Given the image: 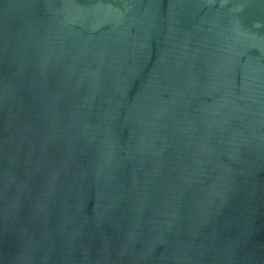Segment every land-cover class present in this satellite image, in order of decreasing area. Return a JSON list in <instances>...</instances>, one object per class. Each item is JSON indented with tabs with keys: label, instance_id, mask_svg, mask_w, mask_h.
<instances>
[{
	"label": "water",
	"instance_id": "obj_1",
	"mask_svg": "<svg viewBox=\"0 0 264 264\" xmlns=\"http://www.w3.org/2000/svg\"><path fill=\"white\" fill-rule=\"evenodd\" d=\"M0 264H264V0H0Z\"/></svg>",
	"mask_w": 264,
	"mask_h": 264
}]
</instances>
